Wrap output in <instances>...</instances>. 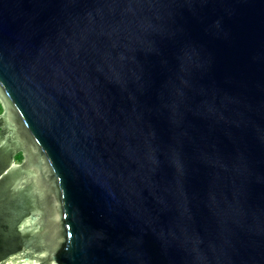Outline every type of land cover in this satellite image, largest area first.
Returning <instances> with one entry per match:
<instances>
[{"label": "water", "instance_id": "95a60500", "mask_svg": "<svg viewBox=\"0 0 264 264\" xmlns=\"http://www.w3.org/2000/svg\"><path fill=\"white\" fill-rule=\"evenodd\" d=\"M0 105V264H264V0H0Z\"/></svg>", "mask_w": 264, "mask_h": 264}, {"label": "trees", "instance_id": "16d2710c", "mask_svg": "<svg viewBox=\"0 0 264 264\" xmlns=\"http://www.w3.org/2000/svg\"><path fill=\"white\" fill-rule=\"evenodd\" d=\"M1 112H2V108H1V105H0V113H1ZM21 159H22L21 155H17L16 158H15V161H16L17 163H19V162L21 161Z\"/></svg>", "mask_w": 264, "mask_h": 264}]
</instances>
